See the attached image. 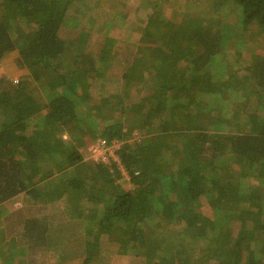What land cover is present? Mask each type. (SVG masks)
Listing matches in <instances>:
<instances>
[{"label":"trees","instance_id":"obj_1","mask_svg":"<svg viewBox=\"0 0 264 264\" xmlns=\"http://www.w3.org/2000/svg\"><path fill=\"white\" fill-rule=\"evenodd\" d=\"M73 1L0 0V60L16 51L41 89L0 78V264H32L25 244L41 247L83 216L92 225L82 226L81 259L69 264H91L102 237L139 257L135 264H264V55L236 68L226 55L229 40L235 53L246 47L251 25L264 34V0H233L235 24L219 17L229 0H187L181 12L178 0L148 1L133 49L106 30L111 19L95 52L78 48L80 33L69 58L61 29ZM123 47L131 56L122 87L140 78L134 85L146 88L130 103L125 90L111 102L92 89ZM113 108L118 118L102 120ZM136 127L157 129L127 140ZM100 138L120 141L126 176L113 162L86 159ZM56 204L62 227L35 215ZM13 221L23 223L19 246L4 238Z\"/></svg>","mask_w":264,"mask_h":264},{"label":"rangeland","instance_id":"obj_2","mask_svg":"<svg viewBox=\"0 0 264 264\" xmlns=\"http://www.w3.org/2000/svg\"><path fill=\"white\" fill-rule=\"evenodd\" d=\"M152 0H75L73 1L72 6L69 8V12L73 15H69V18L67 19V22L65 26L61 29V33L64 35L67 44L70 45L71 51L68 55L70 58L73 54L77 53V49H75V40L78 39V35L80 33L84 34V40L79 43V47L83 53L86 54V51L89 53H93L96 51L97 47L100 46L103 39H100L101 37L99 34H101V31L98 33V28H103V24L106 23L108 20L113 19L115 21V25L108 29L110 35L113 38H117L119 40H122L123 42H127V44L130 45V49H133V44L136 43V41L139 38V32L137 30H134L135 27L143 26L142 22H145L146 15L149 12L150 8V2ZM155 1V0H153ZM187 0H178L179 3V11L181 12L182 4L186 2ZM165 15L169 17V21L173 19V12L175 9L171 8V2L166 1L163 3ZM233 5V0H229V3L227 2L226 6L222 7L223 10L226 9V12H221V16H219L222 21H228V23H234L233 19L230 20L235 13L228 12V8H231ZM205 4L201 3L199 4L197 10L204 14L205 11ZM210 15H218V12L212 11ZM92 21V22H91ZM91 23V24H90ZM235 24V23H234ZM255 28L253 25L249 27V29L244 32H241L242 35H248L244 36V42L246 43V47L243 49H240V53H235L234 45L236 44L233 40H229V43L226 48V55L229 59L228 62L231 64L232 68H236L238 63H240L241 59L244 61L248 59L250 53H255L256 55H264V34L258 35L255 34ZM251 31V32H250ZM86 33L89 38V41L86 42ZM244 33V34H243ZM75 38V39H74ZM82 40V39H81ZM250 48L248 50L247 48ZM127 49V48H126ZM247 50V51H246ZM129 51V50H128ZM243 52V53H242ZM131 53V52H130ZM152 53L154 58H157L156 52H150ZM131 54H128L127 50H124V47L120 51V55L112 61L111 65L109 66V69L105 72L106 76L105 79L100 78L97 81L96 87L94 86L92 89L96 90V94H109L113 95L115 98L111 99V102H114V100H117V96L121 94V91L125 90V92H128V95L125 97L127 99L128 103L131 101L133 102L136 98L143 95V93L146 91V88L141 87V85H134L136 83H139L141 80L140 78L134 79V83H130L126 87H122V82L119 79L121 70L123 71L126 65L130 63ZM120 58V59H118ZM155 62V61H154ZM153 62V64H154ZM228 63V64H229ZM145 64H141L142 69L149 66ZM145 77V75L143 76ZM0 78H2L5 81H8L10 83H17L20 80L26 79L27 81H31V83L38 87L36 82L32 80L30 77L29 71L27 67L23 66L18 60H17V53L16 51H12L10 53H7L4 55V57L0 60ZM102 84L101 87L97 86ZM137 87V88H136ZM38 91L41 92L40 87H38ZM114 111L108 112L106 109L102 110L104 117H102V120L110 121V119L118 118V113L113 108ZM130 111H125V114H130ZM166 114V112H165ZM163 114V117L165 116ZM177 115H173L171 119H176ZM126 117L122 116V120H124ZM190 125L189 123H186V127ZM157 129V127H155ZM152 127L148 129L146 127H136L134 131L131 132L130 138L127 139L129 141L137 140L139 141L143 137L146 136L147 133H155L156 129ZM176 130L175 132H177ZM173 139V137H171ZM125 183H129L128 181H125ZM124 182H122V185H125ZM127 186V185H126ZM20 202L22 204L21 199L15 200L12 202L11 207H8L9 211L13 210V203ZM36 211H39V213H35V215H44L47 217V219H52L53 221H56L60 227L64 226L66 221L64 220V216L61 214L62 207L57 205L53 207H48L46 205H42L39 209H36ZM30 215V214H29ZM80 222L74 225V227H67V229H63L62 234L59 235V233L49 234V238L52 237V240L48 238V243H46L43 246H38L36 243H28L25 244L26 249H28V257L32 259V264H69L73 263L74 260L77 262L81 259L79 247H82V237L83 230L81 229L83 226L88 228L91 227L92 223L90 220L86 219V216H83L79 219ZM17 221H13L12 225L7 223L6 228L4 230L5 239L13 238L14 241L18 243H24L23 238L18 236V234H21L22 232V226L23 223L18 225L16 223ZM82 222H84L82 224ZM22 240V241H21ZM97 254L98 256H95L94 260H92L91 264H135L138 262L139 257L134 255H119L117 253V243L109 242L106 237H102L99 241V244L97 246ZM36 250V251H34ZM52 256V257H50ZM70 257V258H69ZM48 259L49 262L47 263Z\"/></svg>","mask_w":264,"mask_h":264},{"label":"built area","instance_id":"obj_3","mask_svg":"<svg viewBox=\"0 0 264 264\" xmlns=\"http://www.w3.org/2000/svg\"><path fill=\"white\" fill-rule=\"evenodd\" d=\"M120 144H121L120 141H118L117 139L110 141H107L103 138L96 139L86 147L87 149L86 159H89V161L94 163L100 161L104 163L113 162L115 165H117L120 172L126 176L127 171L121 165L117 153ZM20 206L21 204L18 201L13 203L14 208H19Z\"/></svg>","mask_w":264,"mask_h":264}]
</instances>
